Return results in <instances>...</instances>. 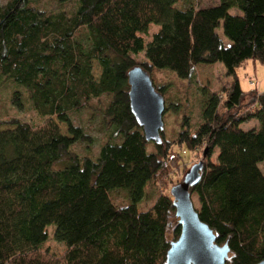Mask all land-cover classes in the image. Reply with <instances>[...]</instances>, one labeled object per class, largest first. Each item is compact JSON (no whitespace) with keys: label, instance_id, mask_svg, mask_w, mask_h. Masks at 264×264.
Returning <instances> with one entry per match:
<instances>
[{"label":"trees","instance_id":"1","mask_svg":"<svg viewBox=\"0 0 264 264\" xmlns=\"http://www.w3.org/2000/svg\"><path fill=\"white\" fill-rule=\"evenodd\" d=\"M40 1L0 4V87L10 89L8 99L19 110L24 90L43 120L0 118L11 127L0 130V264H163L179 233L175 221L166 237L171 195L159 193L145 210L138 202L148 183L167 173L172 144L205 149L200 179L189 190L197 196L198 218L217 244H227L226 263L263 260L264 175L257 163L264 159V90L241 104L235 68L248 59L264 66V0L205 7L188 0L184 7L177 0H53L57 10ZM151 24L157 29L144 42ZM219 25L228 44L215 31ZM141 52L144 60L136 59ZM215 62L231 79L218 91L199 87L198 126L171 141L162 131L160 143L146 141L129 109L127 71L140 65L164 95L152 70L195 83L196 64ZM167 110L177 106L164 104ZM82 111L98 118L104 136L94 154L72 149L94 141L88 120L78 118ZM250 119L256 126L240 128ZM181 123L187 127V117ZM116 189L125 192L124 204L112 202ZM48 225L64 245L60 254L45 246Z\"/></svg>","mask_w":264,"mask_h":264},{"label":"rangeland","instance_id":"2","mask_svg":"<svg viewBox=\"0 0 264 264\" xmlns=\"http://www.w3.org/2000/svg\"><path fill=\"white\" fill-rule=\"evenodd\" d=\"M5 0H0V4ZM193 2L199 7H205L217 3V0H188ZM187 0H177L175 5L187 6L189 2ZM41 6H44L46 9L57 10L60 9V6L53 0H41ZM63 9H69L70 4H65L61 6ZM231 13L235 12V9L231 8L229 10ZM157 29V26L151 24L146 34H143L144 42L148 41L152 32ZM216 33L221 37L224 44H228V40L222 33L221 25L215 29ZM138 60H144L142 52L135 56ZM225 68L219 63L215 62L212 64H203L198 63L195 66L194 79L195 83L189 82L187 79H177L172 73L165 69L152 70L151 76L153 82L156 86H164L167 88L166 93L162 94L164 99V104L166 106L175 104L177 106V112H172L167 110L164 112L162 121H163V130L162 136L167 140H172L175 138V134L179 130L188 129L189 132H192L198 124L201 122L200 118V109L202 105V96L199 92V87L203 86L209 91H218L221 87V84L229 81L230 76L224 74ZM100 73V68L97 65L95 60L91 61V74L94 79H97ZM235 74L238 79L239 86L245 97L240 103H247L253 93L257 94L259 91L264 90V66L259 62L248 59L245 60L241 65L235 68ZM9 88L0 87V118H11L15 117L22 121L29 123L38 124L43 120L35 113L31 107L29 101L27 100L26 93L24 90L20 89L23 97L22 108L16 109L11 102L9 101ZM246 95V96H245ZM169 102V103H168ZM182 116L187 117L188 125L187 127H182ZM79 119L85 121L88 120V124L91 127L89 131L90 134L94 137V141L88 147H85L83 144H74L72 149L78 154H94L97 151L100 141L103 139L102 132L98 128V118L89 116L86 111L80 112ZM52 119L56 122L60 133L67 135L66 127L63 123L57 121L55 116ZM87 119V120H86ZM257 121L255 119H250L246 122L240 124V128L246 130L251 127L256 126ZM11 128L8 125L0 124V130ZM202 149H194L192 151L185 150L183 147L172 144L169 149V155L166 159V162L169 164L168 171L161 178L160 181L153 180L145 188L144 195L142 199L138 202V208L145 210L149 208L156 196L159 193H164L169 195V188L179 182L183 174L187 171L188 168L198 160L201 159ZM204 150V149H203ZM214 152L210 156V160L215 159ZM257 167L260 172L264 175V159L257 163ZM170 196V195H169ZM110 198L113 203L124 204L125 203V192L122 189L113 190L110 194ZM193 207L198 209L199 204L197 196L195 194L190 195ZM176 218H170L168 227L166 229V237L171 238V232ZM47 230V240L45 241V246L48 247L49 253L60 254L64 250V245L61 242L55 241L52 238V225L46 226ZM225 264L226 260H225Z\"/></svg>","mask_w":264,"mask_h":264},{"label":"water","instance_id":"3","mask_svg":"<svg viewBox=\"0 0 264 264\" xmlns=\"http://www.w3.org/2000/svg\"><path fill=\"white\" fill-rule=\"evenodd\" d=\"M127 84L129 109L144 139L160 143L164 110L162 94L154 88L146 70L137 64L127 71ZM201 167L198 160L169 188L179 233L169 242L163 264H225L228 257L227 244L215 242L212 230L198 218L190 199L189 188L199 181ZM255 264H264V259Z\"/></svg>","mask_w":264,"mask_h":264},{"label":"crops","instance_id":"4","mask_svg":"<svg viewBox=\"0 0 264 264\" xmlns=\"http://www.w3.org/2000/svg\"><path fill=\"white\" fill-rule=\"evenodd\" d=\"M218 1V0H217ZM263 91V90H262ZM259 92H261V91H259Z\"/></svg>","mask_w":264,"mask_h":264}]
</instances>
